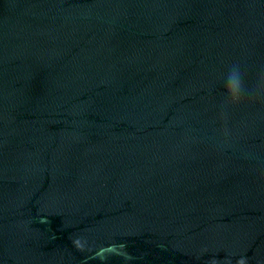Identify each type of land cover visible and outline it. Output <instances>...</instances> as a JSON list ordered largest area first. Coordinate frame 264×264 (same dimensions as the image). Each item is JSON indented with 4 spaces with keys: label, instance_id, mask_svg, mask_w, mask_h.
Returning <instances> with one entry per match:
<instances>
[{
    "label": "water",
    "instance_id": "95a60500",
    "mask_svg": "<svg viewBox=\"0 0 264 264\" xmlns=\"http://www.w3.org/2000/svg\"><path fill=\"white\" fill-rule=\"evenodd\" d=\"M0 264H264V0H0Z\"/></svg>",
    "mask_w": 264,
    "mask_h": 264
},
{
    "label": "clouds",
    "instance_id": "9594fccd",
    "mask_svg": "<svg viewBox=\"0 0 264 264\" xmlns=\"http://www.w3.org/2000/svg\"><path fill=\"white\" fill-rule=\"evenodd\" d=\"M224 96L228 103H236L242 92V73L239 65H232L223 84Z\"/></svg>",
    "mask_w": 264,
    "mask_h": 264
}]
</instances>
